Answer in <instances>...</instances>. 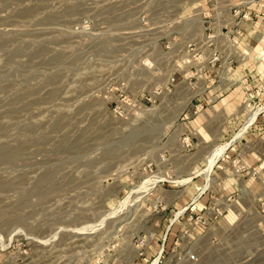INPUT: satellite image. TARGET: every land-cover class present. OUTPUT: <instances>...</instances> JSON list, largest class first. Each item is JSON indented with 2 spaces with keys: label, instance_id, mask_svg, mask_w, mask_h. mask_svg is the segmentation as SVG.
I'll return each instance as SVG.
<instances>
[{
  "label": "rangeland",
  "instance_id": "1",
  "mask_svg": "<svg viewBox=\"0 0 264 264\" xmlns=\"http://www.w3.org/2000/svg\"><path fill=\"white\" fill-rule=\"evenodd\" d=\"M157 259L264 264V0H0V264Z\"/></svg>",
  "mask_w": 264,
  "mask_h": 264
},
{
  "label": "built area",
  "instance_id": "2",
  "mask_svg": "<svg viewBox=\"0 0 264 264\" xmlns=\"http://www.w3.org/2000/svg\"><path fill=\"white\" fill-rule=\"evenodd\" d=\"M231 13H232V15L235 17V18H238V17H242V19H245V20H248L249 19V13L247 12H245L243 9H241L239 6H234V7H232L231 8V11H230ZM189 54L191 55V56H193L194 58H197V59H199L200 57L196 54L197 52H196V48H195V46H193V45H189ZM196 59V60H197ZM211 60H212V62H216V61H218V54H217V52H213V54H212V57H211ZM136 102H138V101H136Z\"/></svg>",
  "mask_w": 264,
  "mask_h": 264
},
{
  "label": "bare ground",
  "instance_id": "3",
  "mask_svg": "<svg viewBox=\"0 0 264 264\" xmlns=\"http://www.w3.org/2000/svg\"><path fill=\"white\" fill-rule=\"evenodd\" d=\"M252 1H255V0H251V2ZM220 152H219V155L217 156V157H213L212 159H211V161H210V165H213L214 163H215V161H216V159L220 156V155H222V153H223V151H224V149H220L219 150ZM209 170H210V168H209ZM208 170V171H209ZM191 180V178L189 179V180H185V181H182V182H180V184H183V185H186L189 181ZM160 181H162V178H159V179H153L152 181H150V183L152 184V185H150V186H155V185H157ZM12 241H13V239L11 238L10 240H9V242H7V243H3L2 245H1V248H3V249H7L8 247H10V245L12 244ZM158 263V259L157 260H155L154 262H153V264H157Z\"/></svg>",
  "mask_w": 264,
  "mask_h": 264
}]
</instances>
